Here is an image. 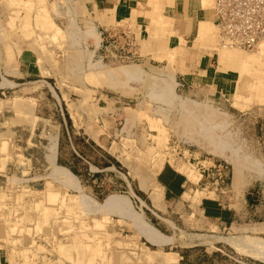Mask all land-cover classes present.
Returning <instances> with one entry per match:
<instances>
[{"label":"rangeland","instance_id":"374dc122","mask_svg":"<svg viewBox=\"0 0 264 264\" xmlns=\"http://www.w3.org/2000/svg\"><path fill=\"white\" fill-rule=\"evenodd\" d=\"M79 5L78 0H0V264H93L111 250L131 264L142 255L169 257L175 264H264V40L251 50L220 49L213 21L207 40L181 39L176 45L159 40L163 34L144 40L134 21L100 26L105 15ZM210 7L213 11V0ZM172 26L168 20L152 22L147 30L168 36ZM181 44L209 48L214 66L232 71L230 85L206 90L203 84H185L176 76ZM138 48L164 56L146 61L135 52ZM18 54L29 72L24 65L18 72ZM98 112L100 131L117 135L123 162L132 163L134 172L147 163L179 159L190 164L186 172L197 181L191 166L204 160V190L185 199L196 210L200 196H229L244 208L236 222L188 230L186 222L173 223L169 215L152 216L134 191V209L140 207L163 234L138 231L132 221L107 214L95 226L116 219L125 246L92 247L95 236L88 227L93 224L78 226L79 220H92L88 213L95 204L103 212L96 202L122 187L93 179L81 192L90 199L80 195L89 206L68 203L47 155L56 137L55 163L61 165L57 151L72 150L71 133L81 141L76 127L92 126ZM101 159L86 158L99 164ZM101 236L106 239L108 232Z\"/></svg>","mask_w":264,"mask_h":264},{"label":"crops","instance_id":"0c3cea01","mask_svg":"<svg viewBox=\"0 0 264 264\" xmlns=\"http://www.w3.org/2000/svg\"><path fill=\"white\" fill-rule=\"evenodd\" d=\"M78 1L81 5H85L90 9L93 14L105 15V19L102 17V19L98 20L100 26L102 24L103 26H108V28H113L117 27L122 22L130 24L134 21L135 28L136 26L139 27L140 36L144 40L159 39L160 37L156 35L163 34L162 38L159 40H164L165 38L169 41L173 40L177 42L176 45L179 44L178 40L181 39L183 41L197 38H203V40L209 39L206 35L211 30L209 23L213 21V12L210 7L212 0ZM153 6L160 8V10L154 12L152 9ZM166 20L173 24L172 31H174L168 33V36H165L163 31L153 33L147 30L150 23H163ZM101 22H106V24ZM90 29H92V32H89V34L95 39L96 34L93 27L90 26ZM135 37L139 39L137 35H135ZM180 47L182 51L178 59H176L178 65L175 64L177 67L176 76L185 84L194 83L198 86L203 84L206 90L214 88L216 90L219 88L223 89L230 85L229 81L231 79H228V73L231 70L222 71L218 68L219 65L214 66L212 63L213 54L209 48L190 45L185 49L183 44H181ZM150 50L148 51L146 49L143 52L141 48H138L135 52L138 56H142L144 60L149 61L152 60V55L158 54L154 49ZM160 52H164V50ZM217 53L219 55V51H217ZM158 55L164 56V53ZM17 57L20 58L18 62V72H20L21 65L27 66L23 55L18 54ZM166 59L167 58L163 60L166 61ZM23 71L29 72V68L27 67ZM207 92L208 91L205 93L207 94ZM208 94L211 93L209 92ZM101 119L102 114L98 112L97 115H92V126H89L90 124H85L76 127V129L80 130V133L77 131L76 134L81 135L82 139L79 143L77 140H74L75 133H71L69 143L73 146L74 142L76 146L71 147L72 150L67 147L66 149L61 147L60 152L57 151L56 157L58 158L59 156L61 158V165L55 163L56 137H53L51 140L47 155V159L52 164L53 169H57L58 171V176L62 181V183H60L62 199H67V202L71 200V203L73 202L75 204L78 202V204H82L83 207L89 206L90 204H86V202L84 204V201L80 200V197L83 196L90 199L88 196L81 194V192H83V190L88 191L87 188H85L86 182L93 181V179H110L116 182V185L122 187V189L115 190L116 192L113 194L105 196L102 202H96L104 207L105 212H102L100 209H95V204L93 211H89V213L86 212L92 215V220H79L78 226L82 222L88 223L87 226L93 224L92 227H88L92 228L95 236L91 244L92 247H110V249H112L125 246V239L119 237L121 233L119 232V234L118 231L122 229L118 228V224L115 222L117 221L116 219H113V223H106L102 228L101 224L100 226H95L96 224L98 225V222L95 220L100 221L102 216L107 214H111L110 216H120L132 221L134 223V225H132L138 231L144 229V232L153 233L157 237H159V234H163L160 231L162 227L158 223L156 228L146 221L143 216V210L140 207L134 209L130 198L132 196L130 192L133 193L134 191L140 197L138 198L140 205H144V208L149 211L152 216L161 219V217L169 215L172 217L173 223L176 221L186 222L188 224V230H195L198 228L196 226L200 224L209 226V224H212L211 222L223 228L231 226L236 222V219L244 208L242 209V206L235 205L232 198L229 196L219 195V193L215 196H200L196 204V210H194L185 199L187 193L188 195H194L196 192H202V190H204V187H202L203 181L206 178L204 176L206 168H204L202 164L204 160H196L194 165L191 166L195 171L194 173L199 176L197 181L191 180L186 172V168L190 166V164L183 163L179 159L173 161L161 159L155 164L147 163L141 165L138 171L134 172L131 170L132 163L125 161V159L123 162V150L118 140H116L117 135L112 134L113 132L107 135L100 131ZM104 136H107L108 139L102 143ZM87 157L91 160L97 158L98 162H101V158H104V162L100 164L94 163V160L93 162H89L86 160ZM108 171L112 172L110 178L107 177ZM205 187L207 188L208 186ZM64 194H66V198H64ZM92 195L94 196L93 193ZM91 198L94 199L93 197ZM145 203L149 208L145 207ZM79 211L81 213L84 210L78 208L77 212ZM139 217L144 221L136 220ZM148 224L153 227L157 233H154L147 226ZM102 232H108L106 239L102 238ZM96 235H98V237ZM114 253L116 254V252ZM111 255H113L112 250L106 255V257L109 256L108 258L105 260L95 258L93 264H131V262L126 261V256L124 255H113L114 259H112ZM142 256L138 264H175V261L173 259L171 260L169 257L153 256L148 258V256H144L145 259H143Z\"/></svg>","mask_w":264,"mask_h":264},{"label":"built area","instance_id":"2783aa9c","mask_svg":"<svg viewBox=\"0 0 264 264\" xmlns=\"http://www.w3.org/2000/svg\"><path fill=\"white\" fill-rule=\"evenodd\" d=\"M212 12L220 45L251 50L264 39V0H213Z\"/></svg>","mask_w":264,"mask_h":264},{"label":"bare ground","instance_id":"6f19581e","mask_svg":"<svg viewBox=\"0 0 264 264\" xmlns=\"http://www.w3.org/2000/svg\"><path fill=\"white\" fill-rule=\"evenodd\" d=\"M264 39H261L257 44H256V46L255 47H257V45L261 42V41H263ZM220 49H235L233 46H226V45H224V46H221V48ZM237 49V48H236ZM245 50H247V49H245ZM93 67V66H92ZM136 72V71H135ZM140 72V71H139ZM171 83V82H170ZM168 86V85H167ZM168 89L169 90H171V88L170 87H168Z\"/></svg>","mask_w":264,"mask_h":264}]
</instances>
